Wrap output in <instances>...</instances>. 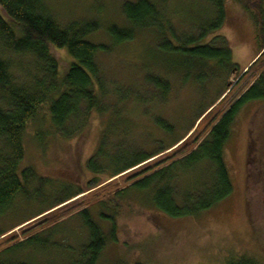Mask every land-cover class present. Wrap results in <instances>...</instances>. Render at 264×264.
Instances as JSON below:
<instances>
[{
  "label": "rangeland",
  "instance_id": "1",
  "mask_svg": "<svg viewBox=\"0 0 264 264\" xmlns=\"http://www.w3.org/2000/svg\"><path fill=\"white\" fill-rule=\"evenodd\" d=\"M125 1L135 0H45V3L62 25L70 20L100 22V28L89 39L110 46L108 52L97 53L102 83L109 92L117 86L120 100L129 94L132 101L117 117L119 128L112 136L121 148L133 149L135 154L152 153L177 137L186 134L185 139L199 132L203 127L196 129V125L201 117L190 126L197 114L224 91L227 80L228 89L237 85L231 88L223 108L245 89L251 77H242L236 70L224 74L220 71L216 75V70L211 75L197 71L194 74L203 78L199 84L188 81L183 84L180 75L169 72L173 71L171 66L188 59L180 50L182 45L186 48L198 45L195 37L213 16L207 0H154L162 8L164 40L159 42L153 27L139 33L131 42L112 45L106 30L110 25H124ZM243 1L225 0L226 21L206 38L224 37L232 62L240 71L258 54L252 10ZM64 56V51H60L58 57ZM10 59L15 65L11 70L13 77L26 82V73L32 67L30 59L27 56ZM146 71L170 81L172 90L163 101L150 97L148 92L143 97ZM111 99L109 94L105 101ZM107 115L110 114L95 113L81 133L69 138L55 137L47 125L32 124L26 129L18 168L27 169L29 178L23 189L0 207V232L5 231L0 236V251L10 244L6 243L9 238L24 239L23 230H27V235L37 232L45 241L39 245L34 240V244L4 253V259L28 264H83L87 259L83 251L89 243V234L79 211L88 208L105 239L95 264H230L241 257L264 264V102L261 101L247 103L235 119L224 151L233 188L213 205L193 214L171 216L157 206L152 188L123 189L127 186L123 180L125 174L155 164L169 155L171 148L116 176L102 174L100 184L38 215L78 187L86 189L90 178L86 160L97 147ZM158 116L173 126L171 132L166 134L155 125ZM38 129L45 132L42 143L35 136ZM249 143L252 148L248 152ZM106 149L108 158L112 157L115 148ZM113 160L102 159L107 173L121 166ZM192 174L185 175L186 180L182 178L175 185L177 206L190 208L198 199L185 202V194L194 192L199 197L209 190L205 187L209 182L205 178L211 175L208 165L200 163ZM120 189L123 190L116 194ZM102 215L112 217L113 228L112 220Z\"/></svg>",
  "mask_w": 264,
  "mask_h": 264
},
{
  "label": "trees",
  "instance_id": "2",
  "mask_svg": "<svg viewBox=\"0 0 264 264\" xmlns=\"http://www.w3.org/2000/svg\"><path fill=\"white\" fill-rule=\"evenodd\" d=\"M207 1L213 16L195 37L198 45L191 48L182 45L180 50L188 59L181 64L170 65L173 71L169 72L180 75L184 79L183 84L184 81L199 84L203 78L194 73L206 71L211 75L215 70V75L236 70L242 77L250 75L251 81L223 108L230 91L237 85L233 84L232 89H228L230 82L227 80L224 91L194 119L190 127L200 117L196 129L200 125L203 127L195 135L191 134L185 139L186 134L177 137L152 153L135 154L133 149L130 151L128 147L121 148L118 145L120 142H116L112 136L116 135L115 131L119 128L117 117L121 116L120 113L129 104L131 95L126 94L127 97L120 100V89L117 86L109 92L108 87L102 83L103 73L97 61V53L108 52L110 46L96 44L89 39L100 28V22L96 19L70 20L62 25L45 0H0V207L23 189L26 179L29 178L27 169H19L18 164L23 157V137L30 125H47L55 137L69 138L81 133L95 113L99 116L106 113L110 115H107L94 153L86 160V169L90 175L85 184L86 189L78 187L38 215L100 184L102 174L116 176L171 148L172 152L155 164L125 174L123 180L127 186L123 189L152 188L157 206L171 216L193 214L227 196L232 191L233 184L224 151L233 124L239 111L247 103L264 102V0L243 1L244 6L252 10L258 45L257 57L245 72L237 69L232 62L231 50L224 37L217 35L206 40L211 31L222 27L226 21L225 0ZM161 9L154 0L125 1L122 4L124 25H110L106 30L112 45L131 42L139 33L153 27L160 38L159 42H162L165 34L160 22ZM60 51H64V57H58ZM24 56L30 59L32 67L26 73V82L21 83L12 75V66L15 65L10 58L21 59ZM142 87L146 94L143 97H147L148 92L150 97L160 98L162 101L172 90L168 79L150 71L146 73ZM109 94L112 99L106 102ZM71 123L73 127H70ZM154 123L166 134L173 129L161 116L156 117ZM35 136L42 143L45 132L38 129ZM107 146L115 148L109 158L106 154ZM248 147L249 152L251 143ZM102 159H114L113 162L121 166L107 173V165ZM200 163H205L210 168L211 175L205 178L209 181L205 186L209 190L199 197L194 192L184 195L185 202L198 199L196 205H191L190 208L177 206L174 197L176 183L182 181L185 175H193ZM192 178L191 176L188 183ZM79 216L89 234V243L83 251L87 259L83 264H95L105 243L103 232L88 208H82ZM102 216L112 220L110 216ZM47 219L44 221L47 222ZM110 222L113 228V220ZM38 226L39 224L33 229L37 230ZM26 231H22L26 236L21 241H15L17 236L6 240L10 244L0 251V264H28L22 260L4 259L2 255L14 252L25 244H34V240L39 245L45 241L37 232L27 235ZM4 233L5 231H1L0 236ZM230 264L259 263L254 259L241 257Z\"/></svg>",
  "mask_w": 264,
  "mask_h": 264
},
{
  "label": "water",
  "instance_id": "3",
  "mask_svg": "<svg viewBox=\"0 0 264 264\" xmlns=\"http://www.w3.org/2000/svg\"><path fill=\"white\" fill-rule=\"evenodd\" d=\"M247 70V68L243 71V72H245ZM232 86V85H231Z\"/></svg>",
  "mask_w": 264,
  "mask_h": 264
}]
</instances>
